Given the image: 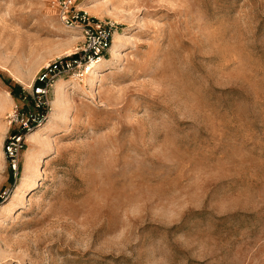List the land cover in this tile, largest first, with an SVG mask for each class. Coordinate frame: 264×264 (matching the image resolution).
<instances>
[{
  "label": "rangeland",
  "instance_id": "obj_1",
  "mask_svg": "<svg viewBox=\"0 0 264 264\" xmlns=\"http://www.w3.org/2000/svg\"><path fill=\"white\" fill-rule=\"evenodd\" d=\"M81 4L112 41L42 105L83 38L0 0V264H264V0Z\"/></svg>",
  "mask_w": 264,
  "mask_h": 264
},
{
  "label": "built area",
  "instance_id": "obj_2",
  "mask_svg": "<svg viewBox=\"0 0 264 264\" xmlns=\"http://www.w3.org/2000/svg\"><path fill=\"white\" fill-rule=\"evenodd\" d=\"M56 10L61 22L69 28L78 30L83 38V44L72 53H67L55 59L46 66L40 74V82L35 85V92L40 96L42 105L48 104L51 87L58 79L65 76L74 80H82L91 71L93 63L99 55L108 49L112 41V29L105 20L92 17L81 4L84 0H47ZM12 119L18 122L19 129L12 132L5 149L17 168L20 152L25 145L26 131L36 120L30 112L16 109Z\"/></svg>",
  "mask_w": 264,
  "mask_h": 264
},
{
  "label": "trees",
  "instance_id": "obj_3",
  "mask_svg": "<svg viewBox=\"0 0 264 264\" xmlns=\"http://www.w3.org/2000/svg\"><path fill=\"white\" fill-rule=\"evenodd\" d=\"M16 89H17L16 87L13 88V90H16Z\"/></svg>",
  "mask_w": 264,
  "mask_h": 264
},
{
  "label": "bare ground",
  "instance_id": "obj_4",
  "mask_svg": "<svg viewBox=\"0 0 264 264\" xmlns=\"http://www.w3.org/2000/svg\"><path fill=\"white\" fill-rule=\"evenodd\" d=\"M94 6V5H93ZM115 49V48H114Z\"/></svg>",
  "mask_w": 264,
  "mask_h": 264
}]
</instances>
